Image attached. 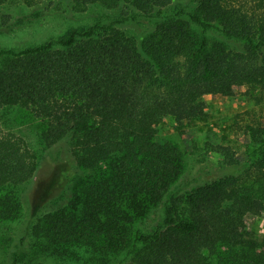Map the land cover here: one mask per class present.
<instances>
[{"label":"trees","instance_id":"1","mask_svg":"<svg viewBox=\"0 0 264 264\" xmlns=\"http://www.w3.org/2000/svg\"><path fill=\"white\" fill-rule=\"evenodd\" d=\"M19 1L36 8L44 0ZM65 1L117 16L0 49V223L17 216L23 187L39 174L38 157L3 130L6 110L23 107L41 120L46 151L65 141L71 162L93 172L65 205L35 218L40 251L74 257L84 248L95 264H264V234L245 219L264 212V124L245 126L243 162L230 146L210 144L223 172L186 190L182 153L154 140L165 118L202 117L206 95L264 90V0ZM138 17L159 18L140 40L119 27ZM72 179L57 175L53 198ZM151 215L150 228L137 226Z\"/></svg>","mask_w":264,"mask_h":264},{"label":"rangeland","instance_id":"2","mask_svg":"<svg viewBox=\"0 0 264 264\" xmlns=\"http://www.w3.org/2000/svg\"><path fill=\"white\" fill-rule=\"evenodd\" d=\"M179 5L177 3L172 7L178 8ZM193 7V1L187 3L183 16L193 10ZM3 15L5 16L2 18ZM116 16L117 11L106 10L101 5L76 12L65 0H44L36 8H24L19 0H9L0 7V49H21L49 38H57L71 28L88 27L97 21L108 24ZM158 20L159 18L138 17L119 27L127 35L140 40ZM19 21L24 23H18ZM202 99L205 104L202 117L181 124L165 118L157 125L154 139L157 143H169L182 153L187 172L180 181L184 190L198 185L202 178H210V171L213 174L223 172L222 169L214 170L218 159L217 155L207 152L210 144L230 146L235 152L233 158L237 162H243L248 142L244 133L245 126L264 124V90L244 88L232 97L210 94ZM6 113L3 130L20 138L30 148L38 157L40 168L36 180L23 187V191L27 193L22 200L20 212L15 218L0 223V264H95L84 248L78 249L74 257L70 254L52 256L40 251L30 234L31 224L38 215L65 205L72 193L93 177V172L77 168L71 162L65 141L57 144L53 150L46 151L38 137L42 122L27 109L14 107L7 109ZM252 149L251 146L250 150ZM206 158L209 167L203 161ZM256 159L257 156L250 157V165L247 164L244 170H251V164ZM196 172L197 177L194 176ZM224 172L227 169L224 168ZM63 173L72 174L73 179L68 187L60 182L63 194L53 198L59 190L56 185L57 175L60 174L61 177ZM51 191L53 193L47 197V193ZM153 216L139 222L137 226L147 230L155 224ZM245 219L256 236L264 234V212L260 216L246 215Z\"/></svg>","mask_w":264,"mask_h":264}]
</instances>
